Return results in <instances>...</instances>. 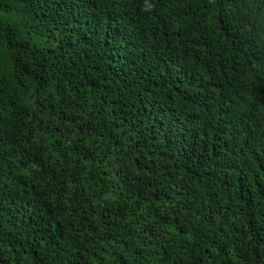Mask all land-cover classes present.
<instances>
[{"label":"trees","instance_id":"trees-1","mask_svg":"<svg viewBox=\"0 0 264 264\" xmlns=\"http://www.w3.org/2000/svg\"><path fill=\"white\" fill-rule=\"evenodd\" d=\"M0 264H264V0H0Z\"/></svg>","mask_w":264,"mask_h":264}]
</instances>
